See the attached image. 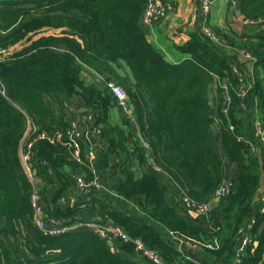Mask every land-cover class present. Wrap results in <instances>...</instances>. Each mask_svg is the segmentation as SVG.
Instances as JSON below:
<instances>
[{"label":"trees","instance_id":"1","mask_svg":"<svg viewBox=\"0 0 264 264\" xmlns=\"http://www.w3.org/2000/svg\"><path fill=\"white\" fill-rule=\"evenodd\" d=\"M175 1L170 0L174 10ZM187 1L191 11L196 0ZM146 5L147 0H0V49L25 44L0 56V264H153L139 258L129 244L114 241L109 247L85 226L51 237L34 224L33 186L21 162L22 142L30 127L33 177L54 189L39 190L46 223L73 217L70 207L60 206L74 191L73 175L80 167L63 146L73 98L92 115L105 155L120 163L110 169L111 188L125 207L99 203L105 220L98 222L109 220L147 248L157 249L165 264H175L178 256L169 233L196 242L206 255L202 264H233L245 232L249 244L240 264H264V195L259 192L264 155L259 159L237 140L251 136L239 98L232 96L228 120L209 104L214 75L232 86L240 82L220 46L200 31L182 32L188 16L184 23L168 25L166 32L185 58L167 62L143 32ZM236 6L245 20L264 19V0H237ZM215 32L224 44L255 58L251 105L264 123V34L240 38L230 31ZM84 70L100 76V84H86L81 78ZM108 81L125 92L139 134L125 115L120 125L112 123L110 112L118 105L105 87ZM146 161L194 203L211 199L230 165L232 192L219 200L208 219L194 216L181 206V197L175 204L168 200L169 186L159 173L145 168ZM134 164L145 169L135 170ZM75 222L72 218L62 225ZM214 242L213 249L205 248ZM188 251L184 248L195 263L184 264H200Z\"/></svg>","mask_w":264,"mask_h":264},{"label":"built area","instance_id":"2","mask_svg":"<svg viewBox=\"0 0 264 264\" xmlns=\"http://www.w3.org/2000/svg\"><path fill=\"white\" fill-rule=\"evenodd\" d=\"M216 0H198V8L199 15L201 21V31L202 35L207 38L209 41L214 43L215 45L221 46L224 45V42L220 40L215 30L208 24V18L212 14V8ZM235 8H237L236 0H228ZM173 10V6L170 2L162 1V0H147L146 9L144 14L141 17V23L144 27L148 25L150 28L160 22L164 17L167 16ZM244 25L248 27H254L258 29L261 33L264 34V19H260L257 21L245 20ZM10 49H0V56L8 53ZM161 50V49H160ZM162 51V50H161ZM240 54L244 55L247 58H250L252 62H255V58L247 53L244 49L238 50ZM233 75H235L239 84L236 86H232L228 84L224 79L214 75L213 82L210 85L211 90L216 94L219 101L217 102V107L219 108L220 114L222 117L228 120L229 108L232 103V96H236L242 101V110H246L247 107V99L249 93L252 91L251 82L243 81L240 78L239 73L236 69H231ZM106 89L109 93L116 99L118 107L125 111L126 117L132 123L134 130H137V124L134 120V116H132L131 109L128 106V100L125 92L122 90L120 86H118L113 81H108L105 83ZM1 91V85H0ZM3 92V91H2ZM255 102V101H254ZM257 111V110H256ZM69 116V113H67ZM87 119L93 121V117L91 114L87 115ZM253 127L254 133L253 136L248 139L246 136L237 137L238 141L244 142L250 151L255 156H261L264 154V123L260 119L258 115V111L253 119ZM229 130L233 131L234 127L229 124ZM31 128H28V132L26 136H24L22 147L20 149V157L21 162L28 174V177L33 186V192L30 198L31 207L33 210V220L35 226L45 235L51 237H57L61 234H64L76 227L85 226L92 231H94L102 240L107 242L120 241L124 244H129L132 246L133 251L136 255L146 258L151 261L153 264H165L160 257V253L157 249L147 248L141 239L132 238L127 233L123 231V229L116 225L115 223L108 221L109 223H101L94 220H84L80 221L76 218V221L72 225H62L57 222L52 221L50 224H47L45 221V212L43 210V205L40 202L41 196L39 189H37V184L34 178H32L31 168H29V161L31 159L30 150L32 148V144L34 140L27 141L29 137V132ZM61 135H58L57 140ZM64 142L63 146L68 150L70 159L72 162L79 166L87 167L92 173V178H84L78 173L73 175L74 189L81 196H86V203H90L93 194L97 191L103 189V186L100 180L97 177L95 172V160H96V149L91 143H84L83 135H82V116L74 115L68 117V127L63 135ZM37 138H45V135H38ZM144 147L147 145L144 143ZM150 167L157 173H159V169L148 162ZM233 189L232 179H225L223 182L217 187L214 191L211 199L207 202L194 203L187 198L181 197V206L185 208L187 212L197 217H204L208 219L209 213L211 211L210 203L215 199L224 198L231 194ZM92 193V194H90ZM170 239L172 243L175 245L176 250L178 252L177 262L175 264H184L185 261L194 262L190 256L184 253V248L189 247L196 249L198 245L196 242L187 240L184 241L182 239L177 238L172 233H169ZM249 244L248 234L244 232L243 239L241 244L237 248L235 252V257L233 260V264H240L241 259L243 257L246 246ZM213 245L217 246L214 242L213 244H207L206 249H213ZM199 250H201L199 248ZM202 251V250H201Z\"/></svg>","mask_w":264,"mask_h":264},{"label":"crops","instance_id":"3","mask_svg":"<svg viewBox=\"0 0 264 264\" xmlns=\"http://www.w3.org/2000/svg\"><path fill=\"white\" fill-rule=\"evenodd\" d=\"M162 1H167L170 2V0H162ZM196 4L194 3V6H191V11L193 8V11L188 9V1L187 0H178L173 2L175 6V10L173 9V12H170L167 14L166 17H164L160 22L157 24L153 25L150 28V34L147 37L148 42H150L151 45L161 49L165 53V57L167 62L169 63H177L182 61L185 56L181 55L178 51L175 50L174 46L175 43L172 42L170 39L167 38V28L168 25H171L173 23H184L186 16H188L189 21L187 22L186 26L182 28V32H201L200 34L202 35V25L200 21V15H199V8H198V0L195 1ZM237 2V0H236ZM191 15H190V13ZM208 24L216 31L218 32H226L230 31L233 32V34L239 36L240 38H243L248 35V33L251 34H259L257 29L254 28V31H251L252 27H248L244 25V17L240 14L239 10L235 8L228 0H216L213 8H212V14L208 18ZM188 28H191V31H188ZM261 33V32H260ZM244 35V36H242ZM239 43V41H236ZM227 56L229 63H230V68L236 69V71L239 73L240 78L243 81H248L251 82L253 80V67L254 63L250 58L245 57L244 55L240 54L238 51L239 47L236 46H230V45H221L220 46ZM17 49H14L13 47L10 48V51H14ZM128 72V70H126ZM82 80L86 84H100L102 81L100 76L95 74L91 70L83 71L81 75ZM252 94L251 92L249 93L248 99H247V107L246 110H244V118L247 124L248 132L251 133L253 136L254 133V127H253V119L255 118V115L257 113V109L253 103L251 105V100ZM219 99L217 98L216 94L211 90L209 92V104L212 107L213 110L216 109L217 107V102ZM83 103L81 100L73 98L71 100V104L68 106V110L66 113H69V116H74V115H80L82 116V135H83V140L84 143H91L95 149H96V160H95V172L97 174L98 179L100 180L103 189L100 191H97L96 193L93 194V197L90 201V203H84L83 205H80V201H87L86 196H81L79 195L76 190L70 191L68 193V198L66 199L68 202V207H70L74 213L73 217H70L67 220H58L57 223L63 224L64 222H69L72 220V218H80L84 220H92L95 218V220L100 221V220H105V217L102 218V215L100 216V212L102 209L99 207V203H103L104 205H108L111 207H122L124 208L123 202L117 201V198L113 194L112 191V182L110 179V169L112 168L113 165L118 164L119 162L114 159L113 157H107L105 155V144L102 141V139L99 136L98 131L95 128L94 122L92 120L87 119V115H89L86 111L83 112ZM125 111L121 109L120 107H114L111 112H110V119L113 124L120 125L122 119L124 118ZM259 115V114H258ZM56 116V113H55ZM68 116V114H67ZM68 116V117H69ZM119 118V120L115 118ZM55 124V123H54ZM53 124V125H54ZM218 131V125L217 121L215 125L212 127V134L215 137ZM136 134L140 133L139 125H137V130H134ZM251 137V136H250ZM146 151L149 150V148L145 149ZM264 155V154H263ZM261 155L260 157L258 156L259 159L263 157ZM147 157V153H146ZM149 159V157H147ZM149 162V161H148ZM146 161L145 163V168L150 169V165ZM120 165V163H119ZM135 170H140V169H145V168H140L136 166L135 164L133 165ZM70 167L66 171H69ZM78 174L81 175L84 178H92V173L90 170L85 167V166H80L78 169ZM31 174H34V170H30ZM234 174L233 168H231L230 165L226 167V178L229 179L231 178V175ZM161 181L169 186V191H168V200L175 204V200H178L179 197H181V191L177 187H173L171 185L170 180L168 179L167 175L163 173L162 171L159 173ZM32 178H34L32 176ZM54 179V178H53ZM224 179V180H225ZM36 181L37 185H40V189L43 192H52L53 187L48 186L45 184V182L40 181L39 178H34ZM45 184V185H44ZM54 188L58 185V183L53 180ZM39 189V190H40ZM260 196L264 195V179H261L260 183V188H259ZM92 194V193H90ZM41 196V195H40ZM174 199V202L171 200ZM181 199V198H180ZM65 199H62L60 201V206L63 209V202L66 201ZM44 198L41 197L40 202L43 203ZM219 202V201H218ZM218 202L216 205H218ZM130 206V205H129ZM90 208V209H84V208ZM132 208V212H135L137 215L139 214V210L136 207L130 206ZM130 208V211H131ZM81 210V211H80ZM78 219V220H80ZM77 220V221H78ZM76 221V222H77ZM109 221V220H108ZM208 226L211 228V222L208 221ZM251 222H248V227L250 226ZM243 239V237H242ZM189 251V254H193L196 256V258L199 260L200 264L204 263V256L205 253L199 248L193 249L186 247ZM187 254V253H186ZM188 255V254H187ZM233 262V261H232ZM210 264H224L220 262H213V260L210 261Z\"/></svg>","mask_w":264,"mask_h":264},{"label":"water","instance_id":"4","mask_svg":"<svg viewBox=\"0 0 264 264\" xmlns=\"http://www.w3.org/2000/svg\"><path fill=\"white\" fill-rule=\"evenodd\" d=\"M188 31H191V28H188ZM251 31H254V27L251 28ZM143 32H144V34H145L146 36H148V35L150 34V27H149L148 25H145V26L143 27ZM82 111L85 112L86 109L83 108ZM147 157H150V150H147ZM29 168H32V165H31V164H29ZM65 169L67 170L68 167H65ZM34 174H35V170H34ZM34 174H33V175H34ZM36 187H37V189H40V185H37ZM218 201H219V198H215V199L210 203V207H211V209L215 207V205L217 204ZM107 245H108L109 247H111L112 243H111V242H107Z\"/></svg>","mask_w":264,"mask_h":264},{"label":"rangeland","instance_id":"5","mask_svg":"<svg viewBox=\"0 0 264 264\" xmlns=\"http://www.w3.org/2000/svg\"><path fill=\"white\" fill-rule=\"evenodd\" d=\"M258 30V29H257ZM258 33H260V31L258 30L257 31ZM43 33H45L46 35H47V33L48 34H56V32H54V31H44ZM42 32H40V34H43ZM217 34V33H216ZM218 35V34H217ZM242 36H244V35H242ZM35 37H38V34L35 36ZM245 38V37H244ZM25 46V44H23V43H20V44H18V45H16V49H20L22 46ZM115 119H117V120H119V118H115ZM69 204H68V202L67 201H65V202H63V206L64 207H67ZM96 218V217H95ZM95 218H93L92 220H94L95 221ZM84 221V220H83ZM107 223H109V222H107ZM139 258H142V257H140L139 256Z\"/></svg>","mask_w":264,"mask_h":264}]
</instances>
